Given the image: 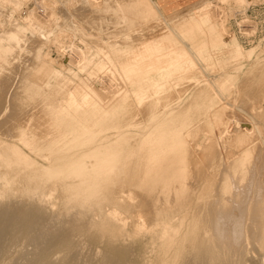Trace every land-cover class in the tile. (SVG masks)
Segmentation results:
<instances>
[{
  "label": "bare ground",
  "instance_id": "obj_1",
  "mask_svg": "<svg viewBox=\"0 0 264 264\" xmlns=\"http://www.w3.org/2000/svg\"><path fill=\"white\" fill-rule=\"evenodd\" d=\"M260 1L217 0L232 8ZM211 8H198L200 22L217 20ZM165 22L149 0H0V198L57 211L79 204L81 226L117 244L141 222L129 215L143 212L185 264L242 260L251 245L264 252V59L240 79L219 74L254 49L219 42L232 38L221 31L190 45ZM129 112L142 135L117 140L109 124ZM97 140L90 160L54 169L52 154ZM116 140L125 145H102ZM20 146L49 165L15 169L3 153L26 161ZM124 150L121 163L113 156ZM103 155L112 157L92 161Z\"/></svg>",
  "mask_w": 264,
  "mask_h": 264
},
{
  "label": "rangeland",
  "instance_id": "obj_2",
  "mask_svg": "<svg viewBox=\"0 0 264 264\" xmlns=\"http://www.w3.org/2000/svg\"><path fill=\"white\" fill-rule=\"evenodd\" d=\"M149 1L156 13L166 21L171 20L170 23H163V26L170 24L175 28L177 27L179 32L185 34L184 38H182V42L184 43L194 45L199 42H212L217 39L216 36L221 31L224 32V35H232V38L231 40L230 38H226L220 41L221 38L219 37L217 39L219 42L230 43L234 41L245 50L254 49L250 57H244L245 59H240L236 62L224 63L219 74L236 75L240 79L251 67L250 65H254L256 62L264 59V27L261 29L257 27V22L264 20V0H261V4L255 7L242 4L239 8H232L231 5H221L217 0H206L198 5L190 6L169 15L162 13L156 0ZM207 2L212 3V10L210 9V11H213L212 13L217 20L213 22H200V18H198V13L196 12H198V8H201ZM227 9L230 11L228 12ZM188 14H192L194 19L186 20V15ZM172 20H175V22ZM245 20L247 21L246 23H244ZM242 22L244 24H241ZM253 28H255L254 31L252 30ZM247 29L254 32L250 37H246L243 34L244 32H242V30ZM166 50V48H161L159 52L162 51L163 53ZM221 58L226 59L229 56L221 54ZM185 100L182 102H185ZM129 115H131L130 112L126 119L118 121L117 117L113 120V124H109L112 127H119L116 133L119 136L117 140L122 139L120 138L122 134L126 135L129 139L142 135L143 126L131 124L132 121H128ZM126 122L128 123L126 128H122ZM111 132H115V129H111ZM79 142L80 140L77 141V146L80 145ZM98 144L99 140L90 146L83 148L76 147L73 151L52 154L51 162L55 165L54 169L57 171L66 168L68 164L75 161L78 162L83 158L90 160L91 157L87 155L89 152L86 151L92 147H97ZM104 144L105 146L107 144L110 146H114L115 144L125 145L119 141L114 143L104 141L102 145ZM21 148L28 159L26 161L19 160L20 162L16 163L13 153H3L6 158L13 159V163L16 165L15 169L28 172L33 167L31 161L39 167H47L49 165L41 156L30 152L26 147L22 146ZM84 152L86 153L84 154ZM127 154V150H124L115 153L113 157L122 163L126 159ZM109 156L112 157L111 155L94 157L92 161ZM121 170H124V166L121 167ZM0 199V264H159L161 260H165V264H185L183 263L186 260L185 256L178 250L163 248L160 239L154 236L156 228L153 222L143 212L140 214L141 218H137L134 214H127L130 216L128 220L132 224L136 223V220H140L141 222L137 226L132 225V227H128L126 229L127 232H124L121 237L122 239L117 244L115 243L116 238L106 236L105 232L99 228L85 226V228L87 227L85 229L84 224L81 226L83 220H79L78 213L84 212L85 209L79 206V204H67L65 210L57 211L56 207H54L55 205H51L53 203L46 202L47 204H44L43 202V205L34 198L25 200L22 197L20 198L19 195H11ZM129 202L132 204L137 203V194H134ZM87 218L92 219L90 216H86ZM178 223L176 222L175 225H178ZM79 224L82 227L81 229L78 227ZM184 227L183 224L181 229H184ZM251 246L249 248L251 253L243 257L242 260H235L234 257L235 261L232 260V263L225 260H220L217 263L264 264V252L254 245L255 250L252 251L254 248ZM188 262V264H207V262L200 263L198 261Z\"/></svg>",
  "mask_w": 264,
  "mask_h": 264
},
{
  "label": "crops",
  "instance_id": "obj_3",
  "mask_svg": "<svg viewBox=\"0 0 264 264\" xmlns=\"http://www.w3.org/2000/svg\"><path fill=\"white\" fill-rule=\"evenodd\" d=\"M204 1L206 0H156V3L164 15H169Z\"/></svg>",
  "mask_w": 264,
  "mask_h": 264
},
{
  "label": "built area",
  "instance_id": "obj_4",
  "mask_svg": "<svg viewBox=\"0 0 264 264\" xmlns=\"http://www.w3.org/2000/svg\"><path fill=\"white\" fill-rule=\"evenodd\" d=\"M255 20H257V18H255ZM263 21L261 20V21H258L257 22V27H259V29H261L262 27H264V22Z\"/></svg>",
  "mask_w": 264,
  "mask_h": 264
}]
</instances>
